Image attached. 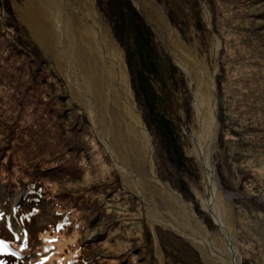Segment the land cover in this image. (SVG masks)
Returning a JSON list of instances; mask_svg holds the SVG:
<instances>
[{
    "label": "rangeland",
    "instance_id": "374dc122",
    "mask_svg": "<svg viewBox=\"0 0 264 264\" xmlns=\"http://www.w3.org/2000/svg\"><path fill=\"white\" fill-rule=\"evenodd\" d=\"M25 1L0 0V264H205L183 235L148 221L56 60L21 20ZM154 1L215 76L216 175L233 200L240 264H264V0ZM96 4L122 49L159 178L219 232L188 151V78L137 0Z\"/></svg>",
    "mask_w": 264,
    "mask_h": 264
},
{
    "label": "bare ground",
    "instance_id": "6f19581e",
    "mask_svg": "<svg viewBox=\"0 0 264 264\" xmlns=\"http://www.w3.org/2000/svg\"><path fill=\"white\" fill-rule=\"evenodd\" d=\"M137 1L193 89L188 151L197 160L203 207L217 225V233L193 212L192 203L158 179L151 137L137 109L122 49L96 0H26L19 14L35 40L56 60L124 184L143 200L148 221L183 235L200 251L205 264H240L233 200L223 191L214 164L219 126L215 76L154 0ZM218 43V38H212V53ZM157 199L174 211L173 216L157 209Z\"/></svg>",
    "mask_w": 264,
    "mask_h": 264
},
{
    "label": "trees",
    "instance_id": "16d2710c",
    "mask_svg": "<svg viewBox=\"0 0 264 264\" xmlns=\"http://www.w3.org/2000/svg\"><path fill=\"white\" fill-rule=\"evenodd\" d=\"M143 50V49H142ZM25 186H29V189L33 190L34 193H37L41 199V197L44 195L43 192H42V187L41 185H39L38 183L34 182V181H29L25 184ZM24 186V187H25ZM261 197L263 196V192L261 193L260 195ZM31 197V192H28L27 196L24 198V201L28 200L29 198ZM91 225V224H90Z\"/></svg>",
    "mask_w": 264,
    "mask_h": 264
},
{
    "label": "water",
    "instance_id": "95a60500",
    "mask_svg": "<svg viewBox=\"0 0 264 264\" xmlns=\"http://www.w3.org/2000/svg\"><path fill=\"white\" fill-rule=\"evenodd\" d=\"M150 26H151V25H150ZM217 122H218V120H217ZM218 127H219V126H218ZM158 179H159V180H162V179H160V178H158ZM162 181H163V180H162ZM163 182H164V181H163ZM193 212L196 213L194 208H193Z\"/></svg>",
    "mask_w": 264,
    "mask_h": 264
}]
</instances>
